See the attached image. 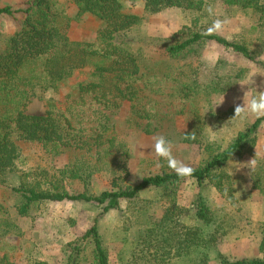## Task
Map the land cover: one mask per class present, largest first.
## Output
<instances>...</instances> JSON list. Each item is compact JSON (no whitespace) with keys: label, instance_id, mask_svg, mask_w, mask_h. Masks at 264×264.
<instances>
[{"label":"rangeland","instance_id":"obj_1","mask_svg":"<svg viewBox=\"0 0 264 264\" xmlns=\"http://www.w3.org/2000/svg\"><path fill=\"white\" fill-rule=\"evenodd\" d=\"M25 1L0 0V5L17 9L24 7ZM51 1L70 18L67 34L71 40H94L102 26L100 19L89 13L76 16V8L69 0ZM120 2L125 12L139 17L126 38L144 57L143 63L151 77L145 81L148 86L141 91V101L137 104L141 111H148L151 130L142 131L136 123L145 125L147 120L133 116L130 103L123 101L114 118L119 134L116 141L122 146L120 151L126 150L127 154L120 160H112L108 166L107 157L98 161L96 157L55 153L41 143L19 141L15 168L0 175V202L7 211L0 217L7 229L1 237L0 251L7 253L14 264L32 261L95 264L93 242L82 236L96 223L108 264H167V256L152 259L149 253L157 247L153 241L155 224L161 221L167 207L174 204L183 209L178 216L179 232L196 229L199 240L195 246L190 242L192 250L171 259L169 264H220L222 258L229 261L261 258L264 256L261 243L264 241V119L255 132L253 145L227 159L220 170L225 175L222 185H214L209 177L201 181L186 178L175 190L150 187L133 200H121L117 208L107 211L96 202L63 200L44 201L27 215H18L16 205L20 197L10 189L19 185V173L23 171L37 169L39 173L45 169L57 178L65 177L59 185L71 193L98 194L134 184L145 175L173 171L152 149L156 136L171 141L177 161L197 167L210 154L225 150L256 119L251 114L233 118L237 105L249 103L264 91V27L256 24L250 8L207 0L201 11L170 6L148 10L145 0ZM217 19L224 21L223 27L212 33L244 43L252 51L253 59L214 41L193 44L179 57L167 55L164 44L182 26L207 31ZM16 28L15 18L0 16V34L6 35ZM83 78L74 75L50 97L64 101L68 91L74 90L73 85ZM44 109V101L37 99L28 106L31 113H42ZM71 161L81 170L92 168L93 174L82 179L63 176L61 170ZM122 163L127 169L125 178H122ZM111 167L118 169L114 177L107 172ZM199 200L206 208L205 219L196 215ZM183 245L186 241L182 239L179 249Z\"/></svg>","mask_w":264,"mask_h":264},{"label":"trees","instance_id":"obj_2","mask_svg":"<svg viewBox=\"0 0 264 264\" xmlns=\"http://www.w3.org/2000/svg\"><path fill=\"white\" fill-rule=\"evenodd\" d=\"M69 1L76 8V16L89 13L102 21L93 41L71 40L67 34L70 18L51 0H26L24 7L17 9L10 5H0V16L17 20V28L13 32L0 34V175L15 168L19 141L41 143L55 153L61 151L83 158L96 157L98 161L107 157V166L112 160H120L122 155L126 157L127 151L121 152L122 146L116 141L119 134L114 118L123 101L130 103L133 116L147 120L145 125L136 123L142 131L151 130L150 116L146 114L148 111H141L137 106L141 101V91L148 86L145 81L151 77L147 72L148 67L143 63L144 57L126 38V33L139 17L125 12L120 0ZM222 1L227 6L250 8L256 16V24L264 27V0ZM206 2L145 0V8L158 10L170 6L201 11ZM205 41H214L246 58H254L244 43L228 41L218 34H209L194 26H182L174 32L164 44V50L169 57H179L186 54L193 44ZM77 74L84 78L73 85L74 90L68 91L64 101L46 96L47 92L54 93ZM34 99L44 101L45 109L42 113L28 111ZM263 119L256 118L236 135L225 150L210 154L200 166H189L194 171L191 176L184 178L178 177L174 171L162 170L160 173L145 175L134 184L94 194L87 191L69 192L59 185L61 182L63 184L65 177L57 178L45 169L39 173L37 169L23 171L19 173V185L10 189L20 197L16 211L19 216L27 215L30 209L41 202L63 200L96 202L103 204V211H107L117 208L121 200H133L141 191L150 187L175 190L174 187L186 178L201 181L209 177L214 185H222L224 174L220 170L231 154H240L253 145L255 132ZM122 167V178H125L127 169L124 164ZM91 169L86 167L81 170L71 161L67 168L61 170V174L70 179H82L93 174L94 170ZM110 171L107 172L112 177L118 173L116 167H111ZM113 185H116L114 180ZM182 211L177 205L170 204L161 221L155 224L157 230L153 241L157 247L149 253L152 259L167 256L169 264L171 259L188 254L192 245L198 243L196 229L188 228L185 233L179 232L178 216ZM6 213L0 202V217ZM196 215L199 219L206 218V208L200 200ZM6 232L5 220L0 218V243ZM82 238L92 240L95 264H108L106 249L98 235L96 223L86 230ZM182 239L186 245L179 249ZM190 242H193L192 245ZM261 243L264 248V241ZM77 255H73V262ZM0 264L14 263L7 253L0 251ZM26 264L44 263L32 261ZM220 264H264V256L232 261L222 258Z\"/></svg>","mask_w":264,"mask_h":264},{"label":"clouds","instance_id":"obj_3","mask_svg":"<svg viewBox=\"0 0 264 264\" xmlns=\"http://www.w3.org/2000/svg\"><path fill=\"white\" fill-rule=\"evenodd\" d=\"M223 23L224 21L217 19L214 21L213 26L207 30V32L211 34L214 31L221 30ZM47 95L50 97L51 92H49ZM248 114H251L258 119L264 118V91L260 92L258 97L251 99L249 103H244L242 106L237 105L235 107V114L233 118H246ZM152 149L156 157L165 160L168 164V167L171 168L178 177L184 178L192 175L194 169L175 159L173 156L172 143L164 136L154 137Z\"/></svg>","mask_w":264,"mask_h":264}]
</instances>
